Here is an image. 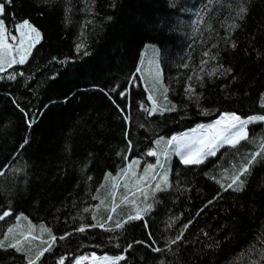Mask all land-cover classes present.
<instances>
[{
  "label": "trees",
  "instance_id": "obj_1",
  "mask_svg": "<svg viewBox=\"0 0 264 264\" xmlns=\"http://www.w3.org/2000/svg\"><path fill=\"white\" fill-rule=\"evenodd\" d=\"M197 2L184 0L188 13L170 7V0H70V13L65 12L69 0H53L51 6L42 0H14V6L8 7L7 12H15L16 19L30 18L42 30V39L25 65L13 66L14 70L24 71L18 77L19 85L0 80V167L10 166L0 176V212L9 206L13 209L0 220V235L8 224L15 223L20 212L28 218L22 217L20 224L27 228L31 220L35 236L41 235L42 222L58 237L78 228L81 222L94 224L91 211L83 213V220L78 213L89 204L99 203L93 199L95 189L103 181L106 169L115 171L121 166L122 156H142L141 162L152 160L154 157H149L146 149L156 136L167 138L179 129L212 120L224 111H237L242 116L264 112L259 104V93L264 91V0H248L250 13L232 33L237 43L235 49L224 42L225 29L220 23L226 14H231L227 0H222L223 10L214 20L219 36L215 33L209 36L208 30L203 35L192 33L190 18ZM89 8L94 10L88 11ZM164 15L170 19L159 27L157 17ZM109 16L111 20L106 19ZM7 19L11 27L13 18ZM80 42L87 47L77 53L75 45ZM144 42L154 43L159 49L162 80L169 88V99L181 105L175 111L148 116L139 106L140 101H144L146 108L151 105L145 85L136 75L133 83H128L132 77L128 74ZM205 48L219 51V59L209 58L207 65H200ZM85 51L88 55H84ZM257 52L261 55L257 56ZM53 56L61 60L54 61ZM64 57L75 59L64 63ZM216 64L233 67L239 79L231 80L232 74L208 76L209 69ZM201 67L203 86L194 76V71ZM189 75L194 76L195 91L202 94L199 107L195 99L185 95ZM93 83L101 87H89ZM117 84L120 88L113 95L122 104L131 103L127 109L132 117L129 125L122 123L118 109L103 91L112 90ZM124 87L130 89L127 99L118 94ZM163 95L164 88L159 94L161 103ZM13 98L26 106L30 117L36 118L31 127ZM141 124L145 126L141 128ZM125 127L134 141L131 150H127L123 135ZM26 136L29 143L13 156ZM249 136L250 139L241 140L236 146L220 149L200 165L185 166L172 158V187L148 214L150 229L162 246L166 242L163 238L174 237L185 222L190 219L193 222L184 231V240L175 245L178 252L156 253L135 245L129 250L126 264H157L160 259L166 264H253L260 259L259 249L250 252L249 246L253 242L259 245L258 238L264 236V164L258 162L252 175L245 177L250 182L243 192L226 187L222 190L220 183H228L234 167L246 161L249 151L259 146L264 137L262 122L249 125ZM93 159L95 162L91 163ZM13 164L22 171L14 173ZM213 176L217 179H212ZM217 192L220 196L213 200ZM106 195V190L101 189L100 196ZM100 217L107 218L103 207L98 210ZM134 223V231L128 227V239H147V230L140 222ZM110 235L114 233L99 227L72 233L58 240L53 249L56 256L45 254L44 264H53L64 252H70L74 258L90 251L111 254L123 251L108 242ZM120 239L126 243L124 236ZM213 242L218 246L209 248ZM13 252L0 250V264H8L6 257Z\"/></svg>",
  "mask_w": 264,
  "mask_h": 264
},
{
  "label": "snow or ice",
  "instance_id": "obj_2",
  "mask_svg": "<svg viewBox=\"0 0 264 264\" xmlns=\"http://www.w3.org/2000/svg\"><path fill=\"white\" fill-rule=\"evenodd\" d=\"M42 3L51 6L53 0H42ZM9 6H14V0H0V80H7L9 82L15 81L19 85L21 81L18 77L23 76L24 71L23 69L19 71L14 70L13 66L25 65L26 62H28L34 47L42 39V30L36 26L30 18L25 17L16 19L15 12H7ZM115 6L116 4L113 3L112 7ZM226 6L231 14H226L225 19L220 22L221 27L225 29L223 38L226 44H230V46L235 49L237 43L232 33L239 29L242 23L247 19L250 13V7L248 0H227ZM170 7H179L180 13L189 12V9L184 4V0H170ZM71 10L72 8L69 0L65 12L70 13ZM93 10L92 8L88 9V11ZM222 10V0H198L197 4L193 5V10L191 12L190 24L192 33L194 35H203V31L208 30L209 36H212L213 33L219 36L220 33L214 27V20ZM9 16L13 18L11 27L8 25L7 17ZM106 19L111 20L112 17L109 16L106 17ZM169 19V15L157 17L158 26L163 27ZM153 23L156 22L153 21ZM170 30H172V28H170ZM86 47L85 43L80 42L75 45V50L77 53H80L81 50ZM189 47H191V45H189ZM84 55H88V52L85 51ZM256 55L260 56L261 53L257 52ZM219 56V51L212 52L208 48H205L199 64L207 65L209 58L216 61L219 59ZM191 58L189 54V59ZM69 59H75V57H64L62 62L67 63ZM52 60H61V58L53 56ZM183 66L188 67L187 64ZM221 69H223V71H221ZM141 71V68L138 66L136 72ZM234 71V68L231 66L225 67L224 64H216L209 69L207 74L208 76L232 74L230 79L235 81L239 79V76L234 74ZM56 75V73H53V76ZM194 76L195 79L200 82V86H203L204 68L201 67L199 71H194ZM194 76L189 75L187 77L188 82L184 86L185 95L188 96L190 100L195 99L199 107L202 94L195 91L196 84L192 82ZM135 78V73H133L128 83H133ZM141 78H143V75ZM154 82L158 86H163L164 88V103H161L154 94L153 89L149 88L148 100L151 101L150 107L146 108L144 101H140L139 104L140 108L143 109L148 116H152L156 113L162 115L165 112L175 111L181 106L169 99V88L167 85L163 84L159 76L155 78ZM89 87L100 88L101 86L93 83L90 84ZM145 87H148V85L146 84ZM119 88L120 85L117 84L112 90L103 89V91L109 95L116 109H118V114L121 117L122 123L129 125L132 117L127 109L131 108V103L129 102L125 105L116 99L113 93ZM129 91L130 89L128 87H124L123 90H119L118 94L120 97L127 99ZM9 95H11V93H9ZM64 99L67 100L68 97L65 96ZM12 102L15 104L16 108L23 113L28 127H31L35 123L36 118L30 117V113L27 111L26 106L19 100L13 98ZM50 103H54V101H50ZM165 104L168 106L166 107ZM259 104L264 108V91H260L259 93ZM44 107L47 108L48 105ZM183 107L187 108V104H184ZM203 110L205 112L209 111L207 108ZM255 122H264V112L242 116L237 111H224L219 113L216 119L212 120L210 123L198 124L187 133L173 135L168 138L156 136L155 139L151 141V146L146 149V154L149 157H156L154 163H145L141 171L142 156L137 155L129 157L124 155L122 156L123 162L117 170L113 171L112 169H106L104 171L103 181L98 184L95 189V195L93 196V199L98 200L99 203L89 204L83 209V212L78 213L80 219L83 220V213L91 211L92 220L96 221V223L90 224L81 222L78 228L65 231L58 237L51 227L44 225L42 222L40 225L41 235L35 236V226L32 225L31 220L28 221L27 228L20 224L22 217L26 220L28 219L23 212H20L15 216V223L8 224L6 231L0 235V250L5 252L14 250L10 256L6 257L8 259V264H44V259L47 258L45 255L46 253L56 256L53 249L56 247L58 240H63L75 232L84 233L86 229L99 227L106 232L114 233V235L108 236L107 240L109 243H115L117 248H123V251L114 255H110L108 252H104L102 255L97 252H91L90 254L85 252L75 255L74 258H72L70 252H64L56 257L53 264H85V261H87L88 264H126L130 255L129 250L133 249L135 245H143L156 253L161 251L167 253L178 252L179 249L176 248L175 245L178 241L184 240V231L188 229L193 220L190 219L185 222L181 230L174 237L168 236L163 238L166 242L161 246L154 237L147 219L148 214L157 206V201L164 197L167 194V190L172 187L170 181L171 155L173 153L178 155L179 161L185 166L200 165L208 157L215 156L221 147L225 145L236 146L241 140L250 139L249 125ZM144 126V124L140 125L141 128ZM123 135L127 141V150H131L134 141L131 139L127 127H125ZM28 143L29 138L26 136L19 145L17 152L13 153V156L17 155ZM117 155L120 154L117 153ZM94 162L93 159L91 163ZM258 162L264 164V137H261V143L255 151H249L246 161L241 162L238 167H234L233 173L228 177L229 182H220L221 189L223 190L226 187L236 192H243L250 182L246 180L245 177H250L252 175L255 165ZM9 167L8 164L0 167V176L5 175ZM85 167H87V165H85ZM11 170L14 173L22 171L21 168L14 164L11 166ZM225 172L227 173V169H225ZM205 175H208V173L205 172ZM88 179L92 180L93 178L88 176ZM212 179L215 180L217 178L213 176ZM101 189L106 190V196H100ZM7 191L11 192V189H7ZM218 196H220V192H217L216 196L212 199L215 200ZM108 197H111V199L109 200ZM211 202V200L208 201L209 204ZM102 207L107 211L106 219L103 217L98 219V210ZM122 208H126L127 211L122 212ZM12 212L13 209L11 206L2 210V212H0V220L8 217ZM65 219H68V217H65ZM172 219L174 220L175 217ZM134 222H140L143 228L147 230V239H128L126 235L128 227L131 226L134 231ZM166 227H168V225H166ZM45 233L47 234L46 236L44 235ZM204 234L207 235V233ZM121 236H124L126 243L121 242ZM225 239H227V237ZM258 239L260 240L259 245L253 242V245L249 246L250 252H256L257 249H259L261 254L260 259L253 262V264H261V261H264V236ZM34 241H40V244H36ZM214 246H218L216 242L208 245L209 248ZM157 264H166V262L164 259H160ZM167 264H170V262H167Z\"/></svg>",
  "mask_w": 264,
  "mask_h": 264
},
{
  "label": "rangeland",
  "instance_id": "obj_3",
  "mask_svg": "<svg viewBox=\"0 0 264 264\" xmlns=\"http://www.w3.org/2000/svg\"><path fill=\"white\" fill-rule=\"evenodd\" d=\"M143 55H146V56H142L143 59L141 60V63H140V68L142 71L140 72V76L143 75L142 81H143L144 85H146V84L148 85V87H146L147 92L149 91V88H152L154 91V94L157 96V99L160 101L159 94H161L163 86H158L154 82L155 78L157 76H159V78L162 79V70H161V65H160L159 49H158L157 45L148 44L144 49ZM214 119H216V117L213 118L212 120H214ZM200 124H207V123H200ZM262 125L264 126V122H262ZM189 131L190 130H188V132ZM171 165H172V160L170 157V168H171ZM140 170L142 171L141 168H140ZM170 174H171V171H170ZM85 264H88V262L85 261Z\"/></svg>",
  "mask_w": 264,
  "mask_h": 264
},
{
  "label": "bare ground",
  "instance_id": "obj_4",
  "mask_svg": "<svg viewBox=\"0 0 264 264\" xmlns=\"http://www.w3.org/2000/svg\"><path fill=\"white\" fill-rule=\"evenodd\" d=\"M148 44H154V43L144 42V43L139 47V50H138V54H137V58H136V61H135L134 68H132V70H130V72H129V74H128V77H131L132 74L135 73V75L139 78V80H140V82H141L142 84H144V83H143L142 78H141V76H140V72H136V68H137L138 66L140 67L141 60L143 59L142 56H146V55H143V52H144L145 47H146ZM155 45H156V44H155ZM209 122H211V120L205 121V123H207V124H208ZM195 126H196V125L194 124V125H191L190 127H186V128H184V129H179L178 131L171 133L168 137H171V136H173V135H178V134H184V133L188 132V130L193 129ZM168 137H167V138H168ZM225 147H227V145L221 147L220 149H223V148H225ZM220 149H219V150H220ZM219 150H218V151H219ZM218 151H217V152H218ZM222 151H224V149H223ZM153 157H154V158H153L152 160L142 161V162H141V169H143V165H144L145 163H147V162H152V163H154L156 157H155V156H153ZM173 157H175L176 159L179 160L178 155H176V154H174V153L171 155V160H172ZM171 172H172V165H171ZM170 176H171V174H170ZM91 252H96V251H90V252H88V253L90 254ZM97 253L100 254V255H102L104 252H103V253H99V252H97ZM109 254H110V255H114V254H111V253H109Z\"/></svg>",
  "mask_w": 264,
  "mask_h": 264
}]
</instances>
